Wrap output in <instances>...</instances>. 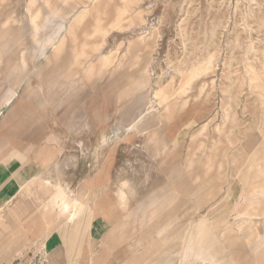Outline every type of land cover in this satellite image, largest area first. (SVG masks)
Returning a JSON list of instances; mask_svg holds the SVG:
<instances>
[{
    "label": "rangeland",
    "instance_id": "1",
    "mask_svg": "<svg viewBox=\"0 0 264 264\" xmlns=\"http://www.w3.org/2000/svg\"><path fill=\"white\" fill-rule=\"evenodd\" d=\"M10 162L88 211L69 225L33 182L0 264H264V0H0Z\"/></svg>",
    "mask_w": 264,
    "mask_h": 264
},
{
    "label": "crops",
    "instance_id": "2",
    "mask_svg": "<svg viewBox=\"0 0 264 264\" xmlns=\"http://www.w3.org/2000/svg\"><path fill=\"white\" fill-rule=\"evenodd\" d=\"M13 159V158H12ZM19 161V159H16ZM16 162H11L7 164L6 168L0 167V211H2L6 206L10 205L19 195L24 196L31 192V188L33 187L32 183L34 182L36 185L41 186L42 179L45 178V174L47 170H42L41 168L31 166L28 162H20V166L16 167ZM65 164V163H64ZM67 165V164H66ZM58 170H60V165L56 166ZM46 168H48V164H46ZM48 180V179H46ZM123 180V179H121ZM120 180L119 183V190L118 195L122 202V205L125 206L129 197H128V188L125 189L122 186V182ZM49 181V180H48ZM50 185L53 187L57 183H61L59 181H56L55 183H52L50 181ZM62 184V183H61ZM50 185H47L43 190H48V187ZM31 186V187H30ZM21 190V191H20ZM52 204L54 208H57L60 212L59 206L54 205V197L52 193ZM90 222L89 225V234H95L97 231H103L107 232V228L104 224L105 220H102L104 224H102L100 221L101 216H98L97 219H93V210L90 209ZM88 211L87 205L83 203L79 199L76 205V211L75 216L73 218L72 223H68L71 226H76L80 222L81 218L86 214ZM61 215V213H60ZM77 237V236H76ZM79 244V242H78ZM81 247V246H80ZM79 246H77L78 252H79ZM77 254L73 252V254H69V256H63L61 257V260L59 261L61 264H90V256H87L86 259L84 257H81L80 252ZM184 259H186L184 257ZM183 259V261H184ZM94 263V262H93ZM97 263V262H95ZM102 264H120V262L117 260V258H110L107 261L100 262ZM184 264H186V261H184Z\"/></svg>",
    "mask_w": 264,
    "mask_h": 264
},
{
    "label": "bare ground",
    "instance_id": "3",
    "mask_svg": "<svg viewBox=\"0 0 264 264\" xmlns=\"http://www.w3.org/2000/svg\"><path fill=\"white\" fill-rule=\"evenodd\" d=\"M59 50L60 49H57V52ZM107 63H108V61L106 59H104L103 60V65L106 66ZM139 118H135L134 123L129 128H127V130H130L135 125H137V123L139 121ZM103 142L106 144L107 143V138H104ZM121 182H122L123 188H125V189H127L128 186L130 185V182L127 179H123V180H121ZM50 184H51L50 181H48L45 178H43L41 186H38V185L37 186L39 187V189L43 190V188H45L47 185H50ZM54 186H55L54 190H53L54 205H58L59 206L60 213H61L62 216H64V218L66 219V222L67 223H72L73 222V218L75 216L76 205H77V202L79 201V199L70 197V195L68 193V191H69L68 186L69 185L65 186V185H63L61 183H57Z\"/></svg>",
    "mask_w": 264,
    "mask_h": 264
}]
</instances>
